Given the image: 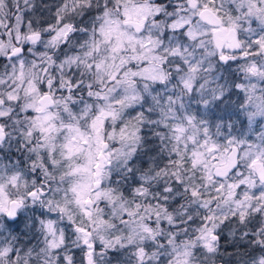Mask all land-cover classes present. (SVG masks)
I'll return each instance as SVG.
<instances>
[{
    "label": "snow or ice",
    "instance_id": "1",
    "mask_svg": "<svg viewBox=\"0 0 264 264\" xmlns=\"http://www.w3.org/2000/svg\"><path fill=\"white\" fill-rule=\"evenodd\" d=\"M0 264H264V0H0Z\"/></svg>",
    "mask_w": 264,
    "mask_h": 264
}]
</instances>
